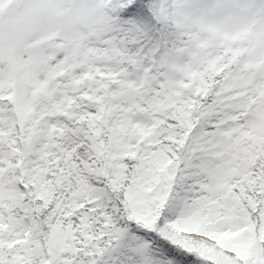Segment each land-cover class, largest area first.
<instances>
[{
    "label": "snow or ice",
    "instance_id": "6c2138e0",
    "mask_svg": "<svg viewBox=\"0 0 264 264\" xmlns=\"http://www.w3.org/2000/svg\"><path fill=\"white\" fill-rule=\"evenodd\" d=\"M0 264H264V0H0Z\"/></svg>",
    "mask_w": 264,
    "mask_h": 264
}]
</instances>
